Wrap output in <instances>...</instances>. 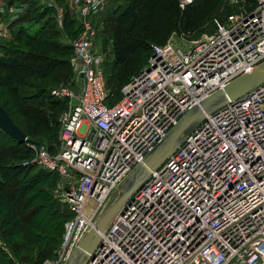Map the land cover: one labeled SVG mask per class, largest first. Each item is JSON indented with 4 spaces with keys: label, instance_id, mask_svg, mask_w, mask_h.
<instances>
[{
    "label": "built area",
    "instance_id": "obj_1",
    "mask_svg": "<svg viewBox=\"0 0 264 264\" xmlns=\"http://www.w3.org/2000/svg\"><path fill=\"white\" fill-rule=\"evenodd\" d=\"M37 1L55 8L61 24L54 0ZM108 2L70 0L83 29L69 59L76 88L50 90L67 101L58 142H27L34 154L22 162L55 174L53 197L71 212L48 264L67 263L110 195L187 111L264 62V0H252L251 10L239 6L197 42L153 44L108 105L91 19ZM26 6L0 0V42ZM0 250L25 264L1 233ZM87 264H264V82L205 114L100 232Z\"/></svg>",
    "mask_w": 264,
    "mask_h": 264
},
{
    "label": "trees",
    "instance_id": "obj_2",
    "mask_svg": "<svg viewBox=\"0 0 264 264\" xmlns=\"http://www.w3.org/2000/svg\"><path fill=\"white\" fill-rule=\"evenodd\" d=\"M17 1L26 3V12L9 24L11 38L0 42V87H5L10 93L8 101L12 97L17 101L14 105L24 115L25 125L16 121L1 98L0 105L26 134V140L19 143L0 129V229L6 244L16 247L15 252L34 244L43 248L39 255L41 258H55L64 222L71 217V212L53 197L55 174L30 164L22 165V162L34 154L27 142L38 140H32L31 136L45 138L49 147L57 141L60 129L58 117L67 108V101L53 97L50 90L69 81L71 76L69 59L72 45L62 39L64 34L75 35L76 30H70L74 28L75 20H66L62 32L51 16L54 12L52 8L39 4L37 0L6 2L15 4ZM56 1L64 3L67 0ZM120 1L124 8L106 18L100 36L114 45L115 69L109 81L110 88L106 87L108 105H113L121 98V83L130 73L137 74L143 68L152 45L169 33L167 24L158 30V24L154 22L156 13L160 12L167 18L172 15L173 23L181 30L200 32L213 17L223 13L224 19L227 14L236 11V3L248 10L252 8V0H192L184 8L179 6L178 0ZM21 19L25 20L17 21ZM29 20L36 22L34 33H30L28 27L22 24ZM16 22L20 25L17 26ZM36 45L44 50H39L40 47ZM39 61H43L45 66L38 64ZM48 232H53L50 246L47 245ZM13 237L19 239L16 244ZM15 252H12L13 256L23 261ZM0 264L14 262L0 250Z\"/></svg>",
    "mask_w": 264,
    "mask_h": 264
},
{
    "label": "water",
    "instance_id": "obj_3",
    "mask_svg": "<svg viewBox=\"0 0 264 264\" xmlns=\"http://www.w3.org/2000/svg\"><path fill=\"white\" fill-rule=\"evenodd\" d=\"M262 82H264V62L250 72L233 79L187 111L110 195L95 216L92 226H89L84 232L66 264H87L91 253L100 241V232L106 231L129 197L143 184L152 171L164 163L186 136L200 123L205 114L241 97ZM0 129L19 143L26 140V134L13 122L1 105Z\"/></svg>",
    "mask_w": 264,
    "mask_h": 264
},
{
    "label": "rangeland",
    "instance_id": "obj_4",
    "mask_svg": "<svg viewBox=\"0 0 264 264\" xmlns=\"http://www.w3.org/2000/svg\"><path fill=\"white\" fill-rule=\"evenodd\" d=\"M54 1H55V4L59 7H61V9L63 11L61 24L59 23V21L56 18L55 8H53L54 12L51 14V16L54 17L55 22H56V26L60 31L63 32L64 22L66 20H68V19L69 20H75L74 28L69 27L71 31H72V29L74 30V32L76 30L75 35L73 33H71L70 35L64 34L65 36L62 39V40L65 39V41L67 43L72 44V42L80 36V33L83 30L82 25H81V21H80L79 17L77 16V14L75 13V11L73 10V8L71 7V4L69 3L70 0H67L64 3L56 1V0H54ZM238 2H239V0H238ZM122 4L123 3L120 0H109V2L104 7L99 9L97 12H95L91 16V19L93 18V20H94V18H97V20H94V21L92 20L93 44H94V48H95L96 52H98L100 54L101 59H102V62L100 65H101V68H102L103 73H104L105 85H106L107 89L110 88L109 81L112 80L113 70L115 69V66H114V58H115L114 45L112 44L111 41L104 40V38H103L104 36H102V37H100V36H101V32L105 28L106 18L110 15L116 14L119 10L121 11L124 8V7H122ZM239 5H242V4L236 3L235 10L239 8ZM223 17H224L223 13H221L220 16H218V17L217 16L213 17L210 20V22L205 26V28L202 29V31L195 32L194 30H186L185 31V30H181L180 28H177L175 26V23H173V16L172 15H169V18H167L165 15L158 12L155 14V17H154L155 24H158L157 25L158 30H160L162 27H164L165 24H167L168 29H169V33L166 35V37L164 39H162V37H161L157 42H155V44H163L168 40H173V41H177V42H184V43L185 42H190V43L197 42L202 37H204L205 35H208L209 33H211L213 31V29L216 27L217 21L222 20ZM6 18H7V20H10L12 18V14H7ZM22 20H25V19H21V20H17V21H22ZM22 24H23V26L28 27V31L30 33H34L36 31V28H37L36 22L29 20V21L23 22ZM79 24H80V26H79ZM16 25L19 26L20 23L16 22ZM172 25H174V26H172ZM99 32H100V35H98ZM105 38H108V37H105ZM36 46H38V45H36ZM38 47H40V46H38ZM41 49H43V48L40 47L39 50H41ZM55 55L61 56L59 54H55ZM38 64H40L41 66H45V63L43 61H39ZM133 75L134 74L130 73V75H128L126 77L125 82L121 83V85H120L121 95H123V91L125 89V86L130 81V79ZM63 83H64V85L69 84L70 88H72V89L76 88L73 70H71V76L69 78V81L63 82ZM70 84H72V85H70ZM0 98L8 105V107L10 108V111L12 112L16 121H18L19 123H22V124L26 123L24 115L19 111V107H17V105L16 106L14 105L17 103L15 98L12 97V100L8 101L10 99V93L8 92V90H6L5 87H0ZM66 107H67V104H66ZM28 130L30 132V125H28ZM37 134L33 133V135H37ZM58 136H59V132H58ZM58 136H57V141L52 142L50 144V146L53 144H57ZM31 139L32 140H38V141L41 140V141L46 142V139L41 138V137L31 136ZM0 215H1V213H0ZM54 227H57V226H54ZM0 233H1V229H0ZM46 234L49 238L47 245L50 246V244L53 243V240L50 239L53 236V232H48ZM13 240L16 241V242H14V244H16L19 239L17 237H13ZM59 241H60V239L58 240V242ZM61 241H62V237H61ZM58 246H60V245L58 244ZM24 247H25V249L22 248L20 251L15 252L16 251L14 249V248H16L15 246H11V245L8 246V248L10 249V252L11 253L15 252V254L18 258L23 259L24 262L20 260L21 262H23V263L26 262L25 264H43L45 261L49 260L47 262V264H48L52 259H54V258H50L52 256L47 257V258L46 257L41 258L39 255H40V251H42L43 248H40L39 246H36L34 244H29V245L24 246ZM16 260H18V259L16 258Z\"/></svg>",
    "mask_w": 264,
    "mask_h": 264
},
{
    "label": "crops",
    "instance_id": "obj_5",
    "mask_svg": "<svg viewBox=\"0 0 264 264\" xmlns=\"http://www.w3.org/2000/svg\"><path fill=\"white\" fill-rule=\"evenodd\" d=\"M4 1H7V2H8L9 0H4ZM6 19H7V18H6ZM92 20H93V18H92ZM94 20H97V18H94ZM94 20H93V21H94ZM95 22H96V21H95ZM9 250H10V249H9Z\"/></svg>",
    "mask_w": 264,
    "mask_h": 264
}]
</instances>
